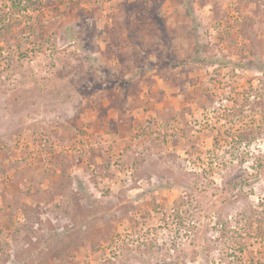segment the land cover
Returning a JSON list of instances; mask_svg holds the SVG:
<instances>
[{"label": "rangeland", "instance_id": "rangeland-1", "mask_svg": "<svg viewBox=\"0 0 264 264\" xmlns=\"http://www.w3.org/2000/svg\"><path fill=\"white\" fill-rule=\"evenodd\" d=\"M0 264H264V0H0Z\"/></svg>", "mask_w": 264, "mask_h": 264}]
</instances>
